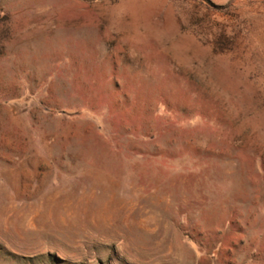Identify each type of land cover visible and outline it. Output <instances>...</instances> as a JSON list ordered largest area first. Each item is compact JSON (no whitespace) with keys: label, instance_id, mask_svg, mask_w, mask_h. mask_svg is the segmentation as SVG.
<instances>
[{"label":"rangeland","instance_id":"obj_1","mask_svg":"<svg viewBox=\"0 0 264 264\" xmlns=\"http://www.w3.org/2000/svg\"><path fill=\"white\" fill-rule=\"evenodd\" d=\"M0 264H264V0H0Z\"/></svg>","mask_w":264,"mask_h":264}]
</instances>
